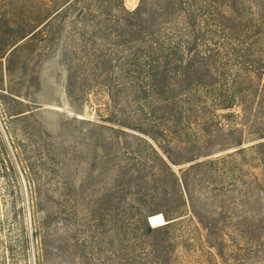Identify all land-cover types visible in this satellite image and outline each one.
Masks as SVG:
<instances>
[{
    "label": "trees",
    "instance_id": "trees-1",
    "mask_svg": "<svg viewBox=\"0 0 264 264\" xmlns=\"http://www.w3.org/2000/svg\"><path fill=\"white\" fill-rule=\"evenodd\" d=\"M41 38L63 39L70 103L105 97L92 119H72L91 166L109 169L94 225L104 242L81 237L73 206L44 221L65 225L68 264H184L178 243L196 264L264 256L253 237L264 236V0H138L131 11L122 0H0L7 75ZM40 169L20 171L35 208L47 202ZM155 214L164 223L151 227ZM57 241L42 236L44 259Z\"/></svg>",
    "mask_w": 264,
    "mask_h": 264
},
{
    "label": "rangeland",
    "instance_id": "rangeland-1",
    "mask_svg": "<svg viewBox=\"0 0 264 264\" xmlns=\"http://www.w3.org/2000/svg\"><path fill=\"white\" fill-rule=\"evenodd\" d=\"M137 2L122 0L128 11ZM33 10L37 11L38 6L30 10L25 7L22 14L31 16L29 12ZM53 41L45 42L44 38L36 41L35 51L26 57L27 61L19 58L8 75L4 60L0 61V264H68L71 243L65 250L61 241L68 233L65 225L55 217L48 228L44 226L47 213L54 209L59 212L61 205L65 210L73 206L71 220L76 219L77 225H87L81 237L92 239L97 235L104 242L103 228L99 227L96 232L94 225L104 215L109 169L101 167L98 159L91 166V152L87 150L90 142L82 141L78 134L85 131V125L72 119H92L94 109L101 107L105 97L99 95V103L91 97L84 103L68 101L64 91L66 71L61 60L63 39ZM27 164L44 167L38 176L42 180H39L41 188L47 190L44 192L47 202L40 200L37 208L33 207V199L20 173L21 167ZM47 168H51L50 177H45ZM94 219L98 220L93 222ZM159 223H164L160 214L150 217L152 227L160 226ZM68 229L73 230V224ZM202 235L200 232L201 238ZM42 236L61 241L57 257L50 254L44 259L39 250ZM253 237L264 245V236L259 238L254 234ZM176 255L183 257L184 264H196L193 254L186 255L180 243L176 246ZM258 257L246 264H264L262 260L255 261L264 259L263 253ZM200 261L220 264L214 258L213 262H207L205 257Z\"/></svg>",
    "mask_w": 264,
    "mask_h": 264
},
{
    "label": "bare ground",
    "instance_id": "bare-ground-1",
    "mask_svg": "<svg viewBox=\"0 0 264 264\" xmlns=\"http://www.w3.org/2000/svg\"><path fill=\"white\" fill-rule=\"evenodd\" d=\"M148 221H149V223H150V217L148 218ZM150 226L152 227V225L150 224Z\"/></svg>",
    "mask_w": 264,
    "mask_h": 264
},
{
    "label": "water",
    "instance_id": "water-1",
    "mask_svg": "<svg viewBox=\"0 0 264 264\" xmlns=\"http://www.w3.org/2000/svg\"><path fill=\"white\" fill-rule=\"evenodd\" d=\"M147 222H148V224H149V226H150V223H149V221H148V218H147Z\"/></svg>",
    "mask_w": 264,
    "mask_h": 264
}]
</instances>
